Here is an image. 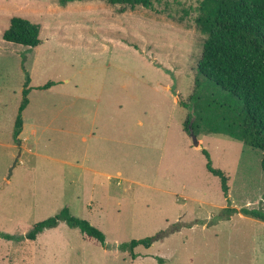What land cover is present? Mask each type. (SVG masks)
Masks as SVG:
<instances>
[{"label":"rangeland","instance_id":"374dc122","mask_svg":"<svg viewBox=\"0 0 264 264\" xmlns=\"http://www.w3.org/2000/svg\"><path fill=\"white\" fill-rule=\"evenodd\" d=\"M199 1L121 11L99 0H0V233L11 236L0 237V264H264V222L241 213H264L261 152L205 131L196 147L183 129L188 116L196 119L194 104L202 130L234 121L241 107L198 75L206 38L195 22ZM15 16L40 26L39 46L3 40ZM26 82L52 83L28 96L23 138L31 153L13 140ZM103 131L130 136V144L111 145ZM83 132L95 138L83 143ZM202 149L228 178V198ZM79 164L114 178L93 188L77 178ZM65 207L102 231L105 244L64 222L26 238ZM225 208L236 212L224 217ZM160 233L135 258L122 250Z\"/></svg>","mask_w":264,"mask_h":264},{"label":"trees","instance_id":"16d2710c","mask_svg":"<svg viewBox=\"0 0 264 264\" xmlns=\"http://www.w3.org/2000/svg\"><path fill=\"white\" fill-rule=\"evenodd\" d=\"M93 0H58L65 7L72 2ZM112 6H120L121 11L142 7L152 9L160 0H99ZM196 25L206 35L203 51L197 65L198 75L220 88L241 103L238 117L234 121L223 119L220 125L205 127L202 130V112L199 115L196 105L193 109L196 119L191 124L192 115L183 124L187 134L195 135L201 131L221 133L243 142L245 145L261 152V168L264 172V0H200ZM3 40L27 47L41 44L40 26L23 17H12L9 27L2 34ZM52 83L40 87L48 89ZM198 88V86L196 85ZM31 88L28 82L24 85L22 99L14 123L13 140L20 144L19 135L23 128V112L29 104ZM196 101V91L191 96ZM185 107L190 106L185 104ZM206 157V169L218 177L225 198H228V178L219 169L213 167L210 154L202 149ZM236 212V209L225 208L224 217ZM241 213L264 222V213L260 210L242 209ZM64 222L70 228H77L89 238L102 245L106 238L102 231L84 219L71 215L68 208L58 214L36 223L27 233L26 238L36 240L44 230L56 228ZM0 237L11 239V236L0 233ZM152 245L150 237L134 239L122 244V250H133Z\"/></svg>","mask_w":264,"mask_h":264},{"label":"crops","instance_id":"0c3cea01","mask_svg":"<svg viewBox=\"0 0 264 264\" xmlns=\"http://www.w3.org/2000/svg\"><path fill=\"white\" fill-rule=\"evenodd\" d=\"M31 83H32V79H31ZM29 86L31 88L30 92H32L35 88H40L43 85H37V86L29 85ZM96 121H97L96 118L92 119V123L93 124H96ZM98 121H102V120L98 119ZM26 131H27V124L24 122V119H23V128H22V131H21V133L19 135L20 144H21L20 147L23 149L22 151H24L26 153H31L32 150L30 148H28V146L26 145V141L23 138L24 134H26ZM29 133H33V135L37 134V128L33 124L29 125ZM98 136H99L100 139L106 140L111 145H113L116 142L124 144V142L126 140H127L128 145L130 144V136H128V139H127L125 134L124 135L119 134V135H117V137H114V136H116V134L114 132H112V131H108V132L103 131V133L102 134H98ZM121 136H123V139H121ZM93 138H95V134H93V133L92 134L91 133L86 134L85 132H83V134H82L83 143H86L87 141H89L90 139H93ZM199 143H200V141H199ZM199 146H200V144H199ZM110 148L114 150V147L110 146ZM101 149H104V148H101ZM196 149H200V147L196 148ZM201 152H202V150H201ZM85 155H86V153L83 154V156H85ZM77 171H80L81 175H82V177L79 176L77 178H81L82 180L91 179V181L93 183L92 184L93 188H95V186H98L99 188L104 187V185L101 184L102 180L104 178H107L108 180L109 179L111 180V179L114 178V176L110 172L105 170L104 167L94 168V167L84 166L83 164H79L77 166ZM71 173H72V171H69V172H67L65 174H71ZM117 174H118V176H122V172L121 171H119ZM67 177L68 176L66 175L64 179H67ZM97 183H100V184L97 185Z\"/></svg>","mask_w":264,"mask_h":264},{"label":"water","instance_id":"95a60500","mask_svg":"<svg viewBox=\"0 0 264 264\" xmlns=\"http://www.w3.org/2000/svg\"><path fill=\"white\" fill-rule=\"evenodd\" d=\"M191 134V137H192V139H193V141H194V145L196 146V147H198L199 146V140H198V138H197V136L194 134V133H190ZM166 234L165 233H160V234H158L157 236H155L154 238H152L151 239V241L152 242H155V241H157L159 238H161L162 236H165Z\"/></svg>","mask_w":264,"mask_h":264}]
</instances>
